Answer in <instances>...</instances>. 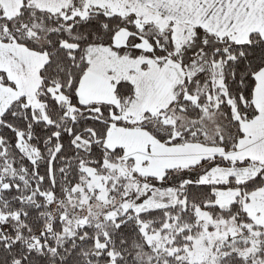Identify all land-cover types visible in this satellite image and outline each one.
<instances>
[{"label":"snow or ice","instance_id":"6c2138e0","mask_svg":"<svg viewBox=\"0 0 264 264\" xmlns=\"http://www.w3.org/2000/svg\"><path fill=\"white\" fill-rule=\"evenodd\" d=\"M0 264H264V0H0Z\"/></svg>","mask_w":264,"mask_h":264}]
</instances>
